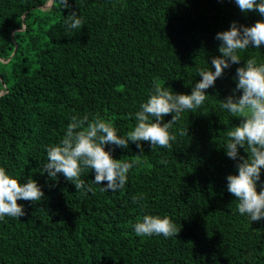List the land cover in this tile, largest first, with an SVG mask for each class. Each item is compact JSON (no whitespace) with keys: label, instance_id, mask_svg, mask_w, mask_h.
I'll return each mask as SVG.
<instances>
[{"label":"trees","instance_id":"1","mask_svg":"<svg viewBox=\"0 0 264 264\" xmlns=\"http://www.w3.org/2000/svg\"><path fill=\"white\" fill-rule=\"evenodd\" d=\"M68 3L0 0V167L44 193L39 202L18 201L23 216L0 218V264H264V219L241 215L227 190L238 168L223 145L240 121L221 108L236 69L252 57L264 63V44L240 50V63L206 89L203 105L181 114L169 129L171 149L105 145L116 159L139 161L122 189L101 191L90 168L81 172L87 192L63 174L41 173L46 146L60 142L72 115H98L126 137L154 81L190 94L199 69L215 70L216 34L264 17L241 12L235 0ZM73 11L80 30L65 23ZM145 214L169 217L178 235L137 236L132 226Z\"/></svg>","mask_w":264,"mask_h":264},{"label":"clouds","instance_id":"2","mask_svg":"<svg viewBox=\"0 0 264 264\" xmlns=\"http://www.w3.org/2000/svg\"><path fill=\"white\" fill-rule=\"evenodd\" d=\"M64 8H70L68 0H61ZM241 12L256 11L264 17V0H235ZM69 29L80 30L83 21L73 11L65 21ZM222 41L214 56L210 70L199 69L197 74L202 77L192 87L190 94L175 93L168 87L154 81L153 90L148 99L140 105L135 113L136 124L126 137L117 134L111 122L98 115L89 118L72 115L63 138L59 143L46 146L47 163L41 173L56 178L57 174L71 181L76 190L91 191L85 187L81 179L84 168L95 172L94 182L103 185L101 191H117L127 182V173L139 161L128 162L116 159L105 145L111 144L127 148L129 141L143 153L142 142L147 141L152 148L160 146L172 148L176 136L169 129L180 120L185 111L196 112L206 100V89L213 87L217 78L223 75L224 69L232 64H239L240 50L249 46L260 48L264 44V19L257 20L253 25H238L233 21L230 28L218 32L215 37ZM236 87L233 93L223 99L221 108L228 110L240 123L227 131V141L223 145L226 155L237 161L238 174L227 176V190L234 195L237 210L247 215L251 222L264 219V187L257 191V183L261 180L264 169V63H258L255 57L245 60L243 66L236 69L234 76ZM242 93L236 95V93ZM171 120L162 122L168 114ZM185 133L182 131L181 135ZM243 148L247 156L240 155ZM162 163L166 164L164 160ZM106 181V184L103 182ZM44 197L38 183L29 178L20 182L17 178L0 167V218L4 216L19 218L25 214L19 200L39 202ZM140 197H133V203ZM137 236L163 235L165 238L177 236L180 229L167 216L145 214L132 226Z\"/></svg>","mask_w":264,"mask_h":264}]
</instances>
